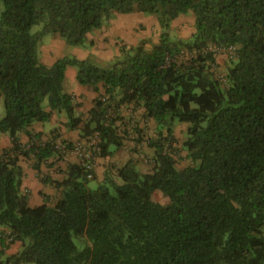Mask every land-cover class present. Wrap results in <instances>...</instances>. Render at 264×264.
<instances>
[{"label": "trees", "instance_id": "trees-1", "mask_svg": "<svg viewBox=\"0 0 264 264\" xmlns=\"http://www.w3.org/2000/svg\"><path fill=\"white\" fill-rule=\"evenodd\" d=\"M113 12L157 14L160 42L123 46L111 68L40 61L45 35L82 46ZM189 13L195 33L173 40L171 22ZM212 46L236 49L224 82ZM70 67L99 94L83 129L84 139L98 134L96 156L123 146L120 111L133 106L157 126L152 169L129 161L117 172L121 185L107 178L93 189L94 173L88 180L72 165L56 205L31 207L19 157L39 169L59 152L54 141L23 146L18 134L53 112H65L70 129L83 123L64 89ZM0 100V134L13 143L0 152V264H264V0H0ZM176 122L188 125L183 149L193 163L182 170ZM157 193L168 203L154 201ZM16 242L20 252L7 256Z\"/></svg>", "mask_w": 264, "mask_h": 264}, {"label": "crops", "instance_id": "crops-1", "mask_svg": "<svg viewBox=\"0 0 264 264\" xmlns=\"http://www.w3.org/2000/svg\"><path fill=\"white\" fill-rule=\"evenodd\" d=\"M88 39L91 41L94 40L91 34L88 36ZM109 47L110 44L108 45L107 40L105 38H102L101 40L96 39L93 43L94 49H100L106 54H111ZM107 48H109V51ZM45 52L48 53L47 57L44 56ZM41 53V62L43 64L51 66L57 61L56 59L53 60L51 58L52 53L47 45H43V47H41ZM217 60L219 62V59ZM69 75L72 77V89L69 90V88H65V91L66 93L74 97L75 103L77 104L75 108V116L81 118L83 123H81L75 129H70L68 125V115L65 112H53L51 118L48 121L34 122L27 129L30 134H27V132H20L18 134L19 142L21 145L28 146L33 142H39L38 140H40L41 142H49L54 141V139L56 141H64L70 144H74L84 139V122H86L89 111L93 108L95 100L99 96V94L95 92L94 89L91 87L80 85L77 82L76 73L74 70H72V68L67 69L66 80L68 79L67 76ZM66 80L65 87L67 85ZM129 107L131 106L121 108L120 113L121 116L124 118L123 122L127 123L129 119H136L138 123H140V131H142L143 133L146 132V126L152 120H149L144 117V111L142 109H128ZM127 110L131 112L130 115L127 114ZM46 111L50 112V108L47 107ZM139 115L142 116L140 117ZM141 119L143 120L140 121ZM175 134L176 133L174 128V135ZM4 135H6L5 137L8 140L4 150L11 149L13 147L12 139L8 134ZM36 135H40V138L36 139ZM143 144V142H136L135 145L131 148L127 145V142L124 140V144L120 149H113L112 156H97L94 179L91 182L96 183L95 186L98 187L99 185L103 184L107 180V178L113 179L114 177H118V170L129 161H134L139 171L143 173L149 172L148 170H146V167L142 164L139 158L140 152L142 151L141 149H144V151H146L153 158L155 156V151L150 147H143ZM18 163L23 170L22 191L28 195L29 205L31 207H38L43 204H47L48 206L56 205V203L61 197V189H58L56 184L62 183L67 179L69 167L72 165H78L79 160L74 154H68L64 158L56 156L54 158H51L49 161L42 163L39 169L35 167L36 161L33 157L26 158L20 156ZM45 178H49L51 182H43ZM5 233L6 229L0 227V236ZM21 248L22 244L20 242L11 244L6 249V255L11 256L17 254L18 252H20Z\"/></svg>", "mask_w": 264, "mask_h": 264}, {"label": "rangeland", "instance_id": "rangeland-1", "mask_svg": "<svg viewBox=\"0 0 264 264\" xmlns=\"http://www.w3.org/2000/svg\"><path fill=\"white\" fill-rule=\"evenodd\" d=\"M160 17L157 14H139V13H133V14H119L116 12H113V14L108 18L104 20L103 26L99 30H95L91 33L94 40H89L82 46H69L66 44V42L56 34H47L42 39V44L40 46V52H39V59L41 61V47L43 45H47L49 50L52 53L51 58L53 60H60L65 57L70 58H76L80 61H88L96 66H99L101 68H111L117 61H119L122 57L121 55V48L123 46H126L128 49L138 47L140 45H145V47L150 50L155 45H157L160 42L161 35L165 32V29L161 26V23L159 21ZM43 29V25H39L33 28V33H37ZM169 35L173 40H189L195 33V17L193 13H189L188 15H184L179 17L177 20L171 22L170 28L167 29ZM102 38H105L107 40L108 45L110 44V53L106 54L100 49H94L93 43L96 39L101 40ZM98 41V40H97ZM109 48L108 51H109ZM235 53L229 54V53H217L216 59H219V62L217 60V65L214 66L213 71L215 73V76L224 82L226 69L231 64L232 60L235 59ZM108 55V56H107ZM45 57L48 56V53L45 52ZM110 58H107V57ZM56 61V62H57ZM72 70L75 71L77 76V68L70 67ZM68 79L66 80V87L64 82V89L71 90L72 86V77L69 75L67 76ZM69 86V87H68ZM66 92V91H65ZM102 93H104V90H102ZM45 109L48 107V101L44 104ZM133 107H129L128 109H132ZM127 114H131L127 110ZM5 115L2 105V100H0V119L3 118ZM127 116V115H126ZM140 117L142 115H139ZM141 119L140 121H142ZM140 123L136 119H129V121L123 122L120 125V132L122 135L124 133H127V137L125 138V141L127 142V145L129 147H133L136 142H138L139 139H141L144 144V146H147L148 148V141L152 138H156L157 136V127L156 124L153 123V121H150L146 128V132L140 131ZM188 125H183L178 122L175 123V148H177V153L175 154V159L177 161V167L178 169L182 170L188 166L193 165L192 161L187 157V152L183 149V143L186 139V131ZM6 135L0 134V152L4 150V148L7 145V139L5 137ZM91 138V137H90ZM88 139H83L78 142H86L89 141ZM47 142V141H46ZM54 142L57 143H63L67 144L64 141H56L54 139ZM76 142V143H78ZM75 144V143H74ZM72 145V144H71ZM140 152V160L142 164L146 167V170L150 171L152 169V157L149 155L144 149H141ZM61 155V154H59ZM58 155V156H59ZM66 156V155H62ZM97 158V156H96ZM95 168H96V160H95ZM95 172V171H94ZM113 181H115L117 184L121 185L122 180L119 177H114ZM119 181V182H117ZM96 183L91 182L89 185L91 188L95 189L97 186H95ZM154 201L161 203V204H167L168 199L165 198L162 194L157 193L154 196Z\"/></svg>", "mask_w": 264, "mask_h": 264}, {"label": "built area", "instance_id": "built-area-1", "mask_svg": "<svg viewBox=\"0 0 264 264\" xmlns=\"http://www.w3.org/2000/svg\"><path fill=\"white\" fill-rule=\"evenodd\" d=\"M211 51L215 54L221 52L233 54L235 53L236 49L232 47L223 48V47L212 46ZM98 142H99L98 134H96L95 136H92L89 141L78 142L72 144L71 147H69L68 144L57 143L56 149L61 155L74 154L79 160V165L88 174L87 179L92 180L93 173L95 171V160H96V152L98 150Z\"/></svg>", "mask_w": 264, "mask_h": 264}]
</instances>
